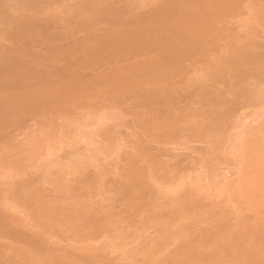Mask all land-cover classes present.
I'll return each instance as SVG.
<instances>
[{
    "label": "bare ground",
    "instance_id": "6f19581e",
    "mask_svg": "<svg viewBox=\"0 0 264 264\" xmlns=\"http://www.w3.org/2000/svg\"><path fill=\"white\" fill-rule=\"evenodd\" d=\"M67 1L69 0H45L43 2L37 0H21L13 7H6L4 6V2L0 1V23L6 27L2 34L7 36L15 29L19 31L25 30L28 34L43 31L41 29H44L46 26H44L41 21H38V18L33 16V14H39L37 11L39 5L42 4L48 9L57 7V12L60 14H67L71 12L69 4L67 5ZM110 1L111 0H79V5L76 10L83 12L90 7H94L96 12L99 11L103 13L107 10H112L109 4ZM140 1L147 4L155 0ZM73 2H77V0H73ZM179 2L175 1V3L167 5L162 10L149 17L147 20V22H149V27L143 30L142 33L139 32L140 35H138L139 33H127L125 35L127 37L125 41L121 43L120 46L117 45L120 51L118 54L116 53L118 56L124 53L123 55H126V58L127 56H132L133 59L139 57V59H137V64L127 66L124 69L114 70L111 72L108 79L105 77L107 80L102 78V81H97V83L96 81L93 84L88 82L91 84L87 85V88L90 89L89 91L95 88L99 90H110L112 88L122 89L120 97L123 98V101L117 97L102 96L101 102H99L102 107L100 106L98 110V108L94 106V103L93 106L91 105V100L84 105V110H86L84 111L86 112L84 115L86 116L87 114L88 119H86L87 116L85 117L86 120H83L84 117H82V121L80 119L79 122L77 119L74 120L79 115L74 114L75 117H73V113H71V115L69 114L66 117H62L65 124L66 122L71 124L67 127H62L61 125L64 123H60L62 120L59 117L60 121L58 122L59 118L57 120L58 124H61H59L61 127L59 130L57 129L59 127H56L58 124H55L56 126L52 123H50L51 125L49 124L51 118L48 116L49 121H46L49 126L40 127V124L39 126L36 125L40 128H35L36 131H33L35 134L30 137L23 135L27 137V140L25 138L27 142L25 143V141H23V144L20 145L16 143L21 141L16 142L15 140L16 145H13V141L10 142L8 140L9 143L6 142L4 133H7L5 132L7 128L0 130V185H6L5 187L3 186V188L7 190L12 187V190H8L9 192L5 190L7 193L2 191L5 195L1 192L3 196L0 197V234L6 232V235L13 239V244L11 245H2L0 243V264H264V97H261L260 95L262 94H259L263 93L261 89L257 90L251 86L247 89V92H245L247 99H249L248 101L252 103L254 97L257 101H254L255 104L254 102L251 104V108L254 110L249 108L253 112L252 115L250 114V118L246 116L247 118L243 120L245 115L243 117L241 115L242 119H240V116V118L237 117V121L240 120L239 124L234 120L236 124H238L237 126L244 128L242 133H238L239 129L237 130L236 126L237 131L235 133L237 134H232L231 131H229V134L226 133L228 141H221L216 137L212 138L214 140L213 144L211 140L209 143H211L215 149H212L211 146V152L215 151L216 153H212V156L214 153L215 155L211 160L209 159L210 161L207 160L205 161L206 163H202L204 166L200 167L199 163L197 167L199 170L196 169V165L195 168L193 166V170H198L197 173H194L196 172L194 171V174H189L191 170L186 174L188 169H185L186 172L184 174H181L183 172L179 171V174L176 168L173 171L175 172L176 170L177 174H173L174 172L172 173V169L169 171L171 174L166 175L168 171L163 174L166 167L163 165L165 161L162 163L160 159L161 156L153 154L156 151L152 153V151L149 150L150 148H146L143 144H146L147 141L145 142L143 140V143L142 139H138L139 135L137 139L142 142V145L138 143L139 141L133 142L130 136L131 140L126 139L124 140L125 142L123 141V145L125 144L124 146L118 144L114 138L118 135L120 140L121 138L124 139L123 137L125 136H119V134L115 133L116 136L112 138L113 136L110 134L112 136L110 137L109 135L111 130H117L118 127L110 129L107 125L113 123V118H115V116H117V118L120 116L121 119L122 115H115L114 111L116 110L118 113L123 112L121 110H124V100L127 97L128 90L136 89L138 92L135 99L142 102V92L147 89L146 94L148 95H151L152 92L154 94H159V97L162 99V104L159 101L161 109L152 111L150 115L137 113L136 119L139 120V122L144 120L146 124L145 121L149 119L147 125L144 126V128L147 129V132L145 129V133H148V130H150L149 132L153 134L151 137L154 138L155 142L153 141V143L155 144L161 143L162 145H166L163 143L172 142L171 144L173 145V142H178V140L180 144H182L181 138L187 140L188 137L185 139L186 136L184 137V133L190 129L189 123L180 124V120L189 115L192 116V113L187 105L179 107L176 102L180 100L179 97L184 90L189 92L190 88H192L193 81L187 80L177 83L175 82V76L165 74L172 70V72L177 73L176 75H179L183 69L182 64H185L189 57H193V55L199 53L202 48L206 50L208 59H211V65L201 71V74L206 79H221L224 81L225 78H227L226 76L234 74L244 86L247 84L248 80L245 72L249 68L255 69L259 75L264 78V45L258 50H256L255 47V43L257 45V42L260 43L261 39H264V0H183L182 3ZM172 25H178L177 30L183 29L184 31L182 30L179 32L178 30V32H176V30L172 29ZM180 25H182L181 29ZM229 25L231 28L234 26V28L227 30L226 27H229ZM166 26H171L172 28L167 27L169 28V30H167ZM220 27H223L224 31L221 30L222 28L219 29ZM164 28L167 30L166 34L163 33ZM159 37L162 38V42L158 44L156 39ZM147 39L151 42H146ZM215 39L216 41L218 40V43H214ZM242 40H246L248 43L246 46L239 49L238 44ZM112 44H116L115 41H112ZM215 46L218 47L219 51L214 49ZM102 51L103 47H99L98 53ZM95 53L97 54V52ZM116 54V59L120 58L117 57ZM228 55H234L236 58L228 61ZM108 57L110 58V56ZM120 70H122V72ZM224 83L225 82L222 84ZM150 90H152V92H150ZM246 96L243 97V99H245ZM98 98L100 97H97L95 100L98 101ZM142 103H144L146 107L150 105L149 102ZM105 104L106 107L104 106ZM108 105L110 106L108 107ZM243 105L245 107L244 103ZM150 107L155 108L153 104ZM135 114L132 115L134 116ZM230 114L223 116L224 118L229 117L228 119L226 118L229 121V119H231L229 116ZM117 118H115L116 121L118 120ZM122 119L121 124H123ZM248 119H252L250 121L255 123V125L252 123L249 124L247 122ZM52 120H55V118ZM106 121H109V123L107 122V124H105ZM210 121L211 126H206V128H204V126V131H199L198 135H206V133L209 134L217 131L215 134L217 133L216 135L220 137L222 135L220 131L225 127L224 125V127H222V124H225L223 119H211ZM114 123L117 124L115 121ZM114 123L113 125H116ZM118 123V125H121L120 121ZM105 125L109 129L107 132V129H104L107 128ZM125 125L127 126L128 124L125 123L124 126ZM228 126L231 127V124ZM233 126L235 127V124H233ZM120 127L124 128L123 126ZM127 128L129 127L127 126ZM159 131H162L164 135H161V132L159 134ZM191 131L193 132V130ZM192 132L189 131L187 136L189 135L190 137L192 134L190 135L189 133ZM226 132H228V127ZM230 133L232 136H230ZM150 134H147V136L149 137ZM223 134V137H221L222 140L226 139L224 132ZM20 137L18 139H20ZM151 137L150 141L152 142L153 139ZM105 138L106 144L103 141ZM135 138L136 137H134L133 140H135ZM229 139L232 143H230ZM161 140H165L166 142L162 143ZM184 140L183 143L185 142ZM126 141H128L129 144ZM130 141L133 143L131 144ZM177 142H175L176 145ZM228 142L231 145H229L231 149L227 150L230 152L225 150V144ZM126 144H131L129 150L130 152L133 151L131 153L128 151L129 154L127 157H124L126 155L123 154L126 150L123 151L122 147H125ZM169 145L170 144L167 146ZM170 146L167 148H170ZM65 149H68V151L69 149L73 150L74 152L72 151V153H74V156L71 158L69 157V160L67 158L66 160H68V162L66 161L67 163L65 164L64 162L63 164L61 161L64 159L58 156L60 153L61 156L64 155L62 152L65 151ZM157 154L159 155V153ZM222 154L226 157L232 155L228 157V160H230V157H232L231 159L235 157L236 167H232L240 170L237 173L238 175L235 173L237 170H233L232 167V172L235 171L233 173V176L235 175L234 177L229 176L231 174L230 172H218L217 163L220 164L219 159L223 158L225 161L227 159L223 157ZM246 154L249 155L247 159H249L250 156L255 159L254 161L258 164V170L255 169L257 167L254 168L252 166H250L252 169L249 167L245 172L242 170L245 164H243V161H247L246 156L244 157ZM164 157L162 156V161ZM170 158L169 155V159ZM109 159H113L117 164L114 162L116 167L114 166L115 168L111 171H106L108 168H105L104 165ZM59 160L61 161L59 162ZM233 160L230 161L233 162ZM225 161L221 164L225 163ZM254 161L252 160L253 163ZM226 162L228 163V161ZM232 162H230V164H232ZM247 164L252 165L251 163L249 164V162ZM162 166L164 168L160 169ZM229 166H227L225 170L228 171L230 169ZM89 167L91 168L90 170L93 169V171L98 174L99 184L100 180L104 179L105 175L111 172L120 177V180L116 178L119 182H115V187L118 189L125 188L130 190L129 200H126L129 202H125V205L126 203L130 204L129 207L131 209H129V207L127 208L129 212L131 211L132 213L134 211L135 214H132L131 218H127L128 221L126 218L124 219L127 221L125 222L126 224L129 223V227L127 225L128 229L131 228V232L133 229L135 230L136 233L133 232V236L135 234L137 236L136 238L141 240V245H143L142 249L136 246V242L139 241L138 239L136 240L135 238V242H132L134 245L136 244V248H134L131 247L134 246L132 243H127L128 238H125L124 235L122 238V234L113 235L114 233L112 234L108 231L110 228L113 229L115 226L113 224H116L117 220L114 219L115 221L113 222V220L109 218V215H107V217L100 216L96 211L98 205L96 207L92 199L90 200V196H88L89 198L87 197V199L93 203L88 201L90 203V205H88L85 199L87 213L79 217L78 215L81 209L78 203L77 206L73 204L75 207L72 205L73 207L69 210L61 211V209L58 208L60 202L56 197H54L55 200L53 204L47 205L43 195L37 193L39 191L38 188H43L48 183H54L56 179L57 183L59 181L58 185L65 186V184H63L64 179L65 183L67 182V178L72 181L74 176H78V174L79 176L80 174L82 175V173L88 171L87 169ZM110 167L112 168V166ZM33 170V174L35 173L36 175V172L39 173L37 177L34 175V178L38 179L40 177L39 175H41L40 178L42 183H44L43 186L42 183L41 185L38 184L40 179L36 181L33 178L32 181V178L30 179L29 177L28 180L31 181H26L28 183H25V185H23V181H18L22 176L25 178L28 177L26 175L30 174ZM53 170L57 171L58 174L54 175L55 171L53 172ZM207 170L210 172H207ZM250 170L251 172L253 170V173H248ZM159 171L160 173H158ZM115 175L114 177H117ZM17 181L22 184L20 185L17 183L18 185L16 187V183L14 184V182ZM60 181L63 183H60ZM101 181L103 182L104 180ZM96 183L95 187L98 189L97 185L99 184L97 181ZM9 184L15 185V188L13 189V185L8 187ZM37 184L39 187L36 186ZM93 184L94 183L87 181V183L85 185L82 184V186L90 187L94 186ZM62 186L61 189L63 190L60 191L61 193L64 191V188L67 187L65 186L62 188ZM35 187H38V191H35ZM95 187L93 189H95ZM32 190L35 192L31 194L29 191ZM88 191L91 190L89 189ZM125 191L126 190H124V192ZM60 192L58 190V193H56L60 194ZM120 192L119 194H123L122 190ZM153 192L154 194L155 192L158 194L157 197L159 198L155 197L157 194H155L154 197L157 198L159 202L155 201V204H150V208L148 203H150L151 200L147 201L149 198H146L145 202L148 203H145V206L148 205V209L146 207L147 210H145L143 201L146 196L148 197L149 195L150 197ZM113 193L114 191L112 194ZM28 200L33 202L31 209L25 208L27 207ZM120 200L124 202L123 197H120ZM163 200L167 202H162ZM70 202H72V200H70ZM73 202L76 203V201ZM19 209H22L20 213H25L27 217L30 218V222L35 221L42 227L44 233L41 237L39 236L41 239L43 236L47 235L45 237H47V239L49 238L48 241H52V238L55 239L56 235L63 234L62 236H66L69 241H77V244L82 242L80 248L74 245H72L71 248H73V246L79 248L83 258L81 257L82 255H79L80 257L77 258H81L80 260L77 259V261H75L76 258H72L73 260L71 259V261L63 257L67 256L66 253L60 258L58 257V259L48 257V246L46 248V245L50 243L47 242L45 237H43V239L46 240L45 243L43 242L44 240H38V235H41L42 231L31 239L30 237L29 239L28 237L26 238L25 229L28 228V218L25 216L24 218L27 219L26 221L23 220V216L18 213ZM13 213L14 216H22V219L18 216L14 217ZM248 213L252 215L246 217ZM116 218L118 219V216ZM119 218L123 220L121 216ZM14 223L17 224L18 227ZM77 224L79 226L71 231L68 230L65 233L61 231L63 228L67 227V225L74 226ZM14 225L16 227H14ZM11 226H13L12 229L18 228V230L16 229V231H13L14 229L12 230ZM8 227L11 229L9 232L7 230L9 229ZM58 228L61 230H58ZM144 228H150L151 231L157 235L154 236V234L151 233L153 237H150V235L148 237L145 236V233L147 234L151 231L147 232L149 229L146 230ZM154 228L155 230L153 231L152 229ZM19 230H21V232L24 231L23 233L25 235ZM155 231L158 233H155ZM117 236H119L120 239H116ZM68 240L67 242H69ZM50 247L49 245V249L52 248ZM49 253V256H51V251H49Z\"/></svg>",
    "mask_w": 264,
    "mask_h": 264
},
{
    "label": "rangeland",
    "instance_id": "374dc122",
    "mask_svg": "<svg viewBox=\"0 0 264 264\" xmlns=\"http://www.w3.org/2000/svg\"><path fill=\"white\" fill-rule=\"evenodd\" d=\"M0 1L4 2V6H6V7H13L16 5L17 2H19L21 0H0ZM37 1L43 2L45 0H43V1L37 0ZM175 1H177V2L180 1L181 3L183 2V0L182 1L181 0H155L152 3L144 4L140 0H111L110 1L111 3L109 2V4L111 5L110 7H112V10H110V11L107 10L106 12L101 13L99 11L96 12V9L94 7H90L86 11H83V12L77 11L76 9L79 5V0H77V2H73V0H69V1H67V5L69 4L71 12H69L67 14H60L59 12H57L56 11L57 7L52 8V9H48V8H45L42 4H40L39 7L37 8V11L39 14H33V16L38 18V21H41L42 24H44V26H46V27L48 26V27L47 28L45 27L46 29L45 28L41 29L43 31L38 30L39 32L34 33V34H28L25 30L19 31V30L15 29L9 35L6 36V35L2 34V32L5 31L6 27L2 23H0V128H1L0 130L7 128V130L5 131L7 133H4V135H5L4 137L6 138L5 139L6 142L9 143V141L10 142L13 141V145L17 141H21V142L16 143L19 145L23 144V141H25V143H26L27 137H30V136L35 134L34 133L36 131L35 128H40L41 126H43V127L49 126L50 123H52L53 125H55V124L57 125L58 122L60 121V118L62 120V121H60V123L63 124L65 121L63 120L62 117H66L69 114L71 115V113H73V115H72L73 117H75L74 114L79 115L77 118H75V119L73 118L74 120L77 119L79 121L81 119V121H82V119H83L82 117H84L83 120H86V119H88V116H87V114H86L87 117L84 115L86 113V112H84V111H86V110H84L85 109L84 105L87 102L92 100L90 102V103H92L91 105L93 106L95 104L94 106H96L99 110L100 106L102 107V105L99 103V102H101L102 96L103 97L104 96L105 97H107V96L117 97L121 101H123V98L120 97V92L122 89L112 88L110 90L109 89L108 90H99L98 88L97 89L95 88V89H91V91H89L90 89L87 88V85H89L90 83L93 84V83H95V81H96V83H97V81H102V78L104 79L105 77H107V79H108L109 75L114 70H117V69L119 70L121 68L124 69L127 66L137 64V62H138L137 59H139V57L136 59H133L132 56H129L131 58L130 59L127 56V58H128L127 59L126 55H123L124 53L122 55L118 56L117 54L120 51H119V49H118L119 47L117 45L120 46V44L125 41V38H127L125 35L127 33L138 34L139 32L142 33L143 30H146V28L149 27V22H147L149 17L156 14L157 12L162 10L164 7H166L167 5L175 3ZM76 3H77V5H76ZM15 18H17V17H15ZM177 26L178 25H174L173 28L171 26H166V29L169 30V28H172V29L176 30V32H178L179 29L177 30V28H178ZM167 27H169V28H167ZM183 27H185V26H183ZM227 27H226L227 30L231 28L230 25L228 28ZM181 28H182V25H180V29ZM233 28H234V26H233ZM233 28H231V29H233ZM166 29L165 28L163 29L165 31V32L163 31V33H165V34L167 32ZM219 29L224 31L223 27H220ZM182 30L183 29L179 30V32ZM140 33L138 35H140ZM112 41H115L116 44L113 45ZM217 41L215 39L214 43H216ZM146 42H151V41L149 39H147ZM156 42H158V44L161 43L162 38H160V37L157 38ZM247 43L248 42L246 40H242L241 42H239L238 48L241 49L242 47L246 46ZM263 45H264V39H261L260 43L257 42V45L255 43L256 50H258ZM99 47H103V51L101 53H98ZM115 48H117V49H115ZM214 49L219 51L217 46H215ZM95 52H97V54ZM115 54L117 57H120V58L116 59ZM108 56H110V58ZM121 56H124V57H121ZM215 57H217V56H215ZM123 58H124V60H123ZM235 58L236 57L234 55H228L227 56L228 61L234 60ZM125 59H127L128 61ZM116 62H118V63H116ZM210 65H211V59L210 58L208 59V55L206 53V50L204 48H202L199 51V53L193 55V57H189V59L185 62V64H182L183 69L179 75H176L177 73L172 72V70L170 72H168L167 74H165V75H169V76H175V82H177V83H181V82L187 81V80L193 81L192 88H190L189 92H186L184 90L182 95L179 97L180 100H178L176 102L177 106H179V107L187 105L190 108V112L192 113V116L189 115V116L184 117L180 120V124H185L188 122L190 129L193 130V132H192L190 129H188V131L186 133H184V137L186 136L185 139L187 137H188V139L184 140L181 138L180 140L182 141L181 142L182 144H180L179 140H178L179 143L177 141H175V142H177V145L175 144V142H173L175 145L174 144L172 145L171 144L172 142L171 143H163L166 141L161 140V142L163 144H166V145H162L161 143H160L161 144L160 145L159 143H156L157 145L158 144L160 145V146L159 145L157 146L155 143H153V141L155 142V140L153 137H151V136H153V134L151 132H149L150 130H148V133H145L146 128H144V126L147 125V121L149 119H147V120L145 119L146 124L144 123V120L139 122V120L136 119V116L138 115L137 113L150 115L152 111L161 109V104H162L161 100L162 99L159 97V94H154L152 92V90H150V92H152V94L148 95V94H146L147 89L142 92V95H143L142 96V98H143L142 102H149L150 105L148 107H146L144 103L135 99L136 94L138 92L136 89L135 90H131V89L128 90L127 97L124 100V105H125L123 108L124 110H121L123 112L118 113L116 110L114 111L115 115L116 114L122 115L121 119L125 117L124 119H122L123 124H121V119H120L119 115H118L119 116L118 118H117V116H115V118H117L120 121L121 125H118L119 121L118 120L116 121L115 118H113V123H114V121L117 122V124L114 123L117 126L113 125V123H109L110 120L105 122V124H107V122L109 123V125H107V126L110 127V129H114V128L118 127L117 128L118 131L114 129L115 132H114V130H111L112 132L111 131L109 132V135L111 134L113 136L112 137L110 135V137L114 138V136H116L115 133L119 134V136L120 135L125 136V137H123L124 139H122L120 137L121 138L120 140L122 142L119 140L118 135L116 136L117 138L116 137L114 138L118 142V144H121V145H123V143L125 142L124 140H126V139L131 140V138H132L133 142L139 141L140 139H142V141L144 140L145 142L147 141L146 144H143V145L146 146V148H150L149 150H151L152 153H153V151H156L153 154L157 155V156H161L160 159H161L162 163L165 161L163 163V165L166 166L164 169V172L162 170H160L161 172H163V174L167 171L169 172L171 169H172V173H173L174 172L173 170L175 168H176V170H178L177 173H179V174H180V172H183L181 174H184L186 172L185 169L186 170L188 169L186 174L188 172H190V170H191V173H189V174H192L194 171H196L194 173H197V171L199 170L197 168L199 166V163H200V167L204 166V165H202V163L207 161V160L210 161L216 153L215 151H213L215 153L212 156L213 152H211V150L214 148L211 145V143L213 144V141H214L212 138L216 137L218 140L225 141L228 139L226 136V133L229 134V131H231L232 134L233 133L237 134L235 132L239 129L238 133H240V132L242 133V130L244 128L237 126L239 124V121H240V120L237 121V119L240 118L241 115H242V117L245 115V117H243V120L246 119L248 116H249L248 118H250L252 113H253L252 110H254L253 108H251V104L254 101L255 102L257 101V100H255L256 99L255 97L253 98L252 103L250 101H248L249 99H247V96L245 95V92H247V89L251 86H253L257 90L261 89V92H263V93H259V94H262L260 96L264 97V78L261 77L255 69L249 68L246 70L245 74L248 77V80H247V84L243 86L239 82L237 76L234 74H230V76L228 75L229 77L226 76L227 78H225L224 81L221 79H217L218 82H217V80H214V79L204 78V76L201 74V71L206 69ZM120 71L122 72V70H120ZM73 77L75 80L73 79ZM99 79H101V80H99ZM83 81L84 82L86 81V82L84 83ZM88 82H90V83H88ZM221 82L222 83L225 82V83L222 84ZM82 84L84 85V87ZM85 88H87V89H85ZM245 96H246V98L243 99V97H245ZM97 97H100V98H98V101L95 100ZM159 101L161 102V104ZM255 102H254V104H255ZM243 103L245 104V107H244ZM98 104H100V105L97 106ZM152 104H153V106H155V108L150 107ZM104 106L106 107V104ZM109 106L110 105H108V107ZM249 108L252 110H250ZM107 112H109V111H107ZM248 112H249V114H248ZM112 114H113V112H112ZM132 114H135V115L133 116ZM226 114H230L229 116L231 119H229V121L227 120L229 117L224 118V116H223ZM81 115H84V116H81ZM48 116H50V118H51L49 124L46 121L49 119ZM85 117H86V119H85ZM134 117H135V120H134ZM242 117L240 119H242ZM54 118H55V120H52ZM58 118H59V120H58ZM219 118L223 119V121L225 123V124H222V127H224V126L225 127L222 128V130L220 131V132H222V135L220 137L218 135H216L217 133L215 134V132H217V131H214V133L212 132L209 134L206 133V135H204V134L203 135L201 134V136L198 135L199 131H204L203 129L206 128V126L207 127L211 126V121H210L211 119H219ZM57 120H58V122H57ZM234 120H236L238 124H236V122ZM250 120H252V119H248V121L247 120L246 121L249 124H251L252 122ZM53 121H55V122H53ZM225 121H228V122H225ZM232 121H233V123H232ZM111 122H112V120H111ZM124 122L128 124L127 126L129 128H127L126 125H125L126 127L124 126V124H125ZM68 123L67 122H66V124L64 123L66 126L64 124L63 125L60 124V125L62 127L63 126L67 127L68 125L71 124V123L70 124H68ZM39 124H40V127H38ZM59 124H58V126L55 125L56 127H59V128H57L58 130L61 128ZM230 124H231V127L228 126ZM233 124H235V127L233 126ZM252 124L255 125V123H252ZM36 125H38V126H36ZM113 126H115V127H113ZM120 126H123L124 128H122ZM236 126H237V130H236ZM22 127H23V130H22ZM108 127L104 128L105 130L107 129L106 132L109 130ZM227 127H228V132H226ZM18 128H20V129H18ZM20 130H21L22 134H21ZM16 131H17V133H16ZM189 131L192 132V133H189L190 135L192 134L190 137H189V135L187 136ZM24 132H26L28 134H26ZM146 132H147V129H146ZM160 132H161V135L162 134L164 135V133L162 131H159V134H160ZM223 132L225 133L226 139L222 140L221 137H223V135H224ZM144 133H145V135H144ZM147 134L148 135L150 134V136L148 137ZM232 134L230 133V136H232ZM23 135H25V136L27 135V137H24ZM138 135H139V137H141V138L138 137L139 140L137 139ZM193 135H194V137H193ZM130 136H131V138H130ZM145 136L148 138H146ZM19 137H20V139H18ZM22 137L24 140L22 139ZM134 137H136L135 140H133ZM150 137L153 139L152 142L150 141ZM7 138H9V139H7ZM25 138H26V140H25ZM102 138H104V137H102ZM102 138H101V142H102ZM15 140H16V142H15ZM183 140L185 141L184 143H183ZM210 140H211V143H209ZM103 141L105 142L106 138L103 139ZM144 141H143V143H144ZM229 141H230V143H232L230 139H229ZM104 142H103V144H104ZM126 142L129 144L128 141H126ZM133 142L130 141L131 144ZM138 143H140L142 145L141 141H139ZM230 143L228 142V143H226L227 145L225 144L226 147L224 146L225 150L228 152H230V151L227 149H231ZM105 144H106V142H105ZM128 144H126L125 147H122L123 151L126 150L123 154V155H126L124 157H127V155L130 152L129 148H130L131 144L130 145H128ZM168 144L171 145V146L169 145L170 148H167V147H169V146H167ZM211 146H212V149H211ZM228 146H229V148H228ZM157 148L160 150H158ZM177 149H178V151H177ZM66 150H67V152H66ZM69 151H68V149H65V151L62 152L64 155L61 156L60 155L61 153L59 154L58 157L59 158L62 157V159H64L62 161L59 160V162L61 161V162H63V164L65 162V164H66L69 160V157L71 158L74 156L73 155L74 153H72L73 150L69 149ZM173 151L175 154L173 153ZM157 153H159V155ZM160 154H162V155H160ZM70 155H72V156H70ZM169 155L171 157L170 159H169ZM222 155H223V157H226L224 154H222ZM226 155H228V154H226ZM162 156L163 157L165 156L164 157L165 159L163 158V161H162ZM229 156H232V155H229ZM229 156L226 157L227 158L226 161H228V163L225 161V159L220 158L219 159L220 164L217 163V165L220 167L217 166V168H218V172H222V173L223 172L224 173L230 172L231 174L229 176L232 177L233 173L235 171L232 172L231 167L232 166L236 167V162H235L236 159H234L235 158L234 156H233L234 160L231 159L232 157L229 158L230 160H233V162H234L233 163L232 161L228 160ZM245 156H246L247 161L246 162L243 161V164L244 163L245 164L244 165L242 164L243 165L242 170L244 172L247 171V169H249L250 166H252L254 168L258 166V164L254 161L255 159L252 156H250L249 159H247V157H249L248 154L244 155V157ZM58 157H56V158L59 159ZM206 157H208V158H206ZM254 157H255V155H254ZM67 158H68V160H66ZM109 160H107L106 164L104 165L105 168H108L106 171H111L113 168L116 167L115 165L117 164L115 161H113V159H111L113 161V163L111 160L109 162ZM200 160H202V161H200ZM252 160L254 161V163L252 162ZM195 161H197V162H195ZM224 161H225V163L229 164L230 166L225 164V163L221 164ZM107 162H108V164H107ZM230 162H232V164H230ZM248 162H249V164L251 163L252 165H248L247 164ZM195 165H196V169H198V170H196V169L193 170L195 168ZM222 165H226V166H222ZM254 165H256V166H254ZM110 166H112V168ZM193 166H194V168H193ZM227 166H229L230 169L229 168L228 169L231 171L225 170V168ZM252 167H250V169H252ZM163 168H164L163 166L160 167V169H163ZM166 168L169 170H167ZM215 168H216V166H215ZM217 168H216V170H217ZM56 169H59V168H56ZM90 169H91L90 167L87 169L88 171H86L87 173L85 172L86 174L82 173V175L80 174V176L78 174V176L76 175V176H74V178L72 177L73 178L72 181H71V179L69 180L67 178L66 180L69 184L67 182H66L67 184L65 183V179L63 181L64 183L62 181H60V183L62 182L63 184H65V186H67V187H65L64 185L63 186L61 185L62 188L65 187L64 191L62 193L60 191L63 189H61V186L58 185L59 181L57 183L56 178H55L56 180L54 181V183L53 182L48 183L43 188H38L39 187L38 184L41 185V183H42L41 178H40L41 175H39L40 177L38 179L34 178V175H35V173L33 174L34 170L30 174L26 175L28 177L25 178L24 176H22L20 180H18V179L17 180L19 182L23 181V185H25V183L26 184L28 183L26 181H29L28 180L29 177H30V179L32 178V181H33V178L36 181H38L40 179L38 181V184L36 185L38 187H35V191L39 190L37 193L39 195H43V198L46 201L47 205L53 204V201L55 200L54 197H56L58 199V201L61 203V205H60V203L58 204V208L61 209V211H64L67 209L69 210V209H71V207H73V206L75 207V205H73V204H76V206H77V203H78V206L81 209L80 214L78 216L79 217L84 216V214L87 213L86 208H85L86 202L88 203V205H90V203L94 202L96 207L98 205L96 211L98 212V214L100 216L107 217V215H109V218H111L113 220V222L115 221L114 219L119 221V219H120L119 217L121 216V218H123V220L120 219V221H122V222L116 221V224L117 223L118 224L117 225L113 224V225H115L113 227V229L110 228V230H108V231L112 234L114 233L113 235L122 234L121 235L122 238L124 236H125V238H128L127 243L135 242V238L137 237L135 234L133 236V232H135V230L133 229V231L131 232L132 229L131 228L128 229L129 223H127V224L125 223L128 221L127 218H131L132 214H135L133 210H132L133 211L132 213H131V211L129 212V209H131L129 207L130 204L126 203V205H125V202H129L126 200L127 199L129 200L130 190L125 189V188L124 189H118L117 187H115V184H116L115 182L117 181V183H118L120 180L119 179L120 177L115 175L114 173H111V172H109L108 175L106 174L109 177H107L105 175L104 179H101L104 181L102 182L100 180V184H99V178H98L99 176L97 177L98 174L95 171H93V169L92 170H90ZM255 169L258 170V167ZM176 170L173 174H177ZM233 170H237V168H235V169L233 168ZM54 171L55 170H53V172ZM160 171L158 173H160ZM238 171H240V170L238 169L235 172L236 175H238L237 174ZM56 172L57 171L54 172V175L58 174V172L57 173ZM168 172L166 173V175L171 174L170 172L169 173ZM207 172H210V171L207 170ZM248 173H253V170H252V172L250 170V172H248ZM38 174L39 173L36 172L35 177H37ZM114 175L117 177H114ZM22 178H23V180H22ZM116 178H118L119 180H117ZM18 181L14 182V184L16 183V187L18 185L17 183H19ZM87 181L90 183H94L93 184L94 186H90V187L82 186V184L85 185L87 183ZM96 181L100 185V186L97 185L98 189H96V187H95ZM101 182H102V184H101ZM55 183H57V184H55ZM111 183H112V185H111ZM19 184L21 185L22 183H19ZM43 184L44 183H42V186H43ZM1 185H0V197L3 196V195H1L3 192L7 193L10 190H12L11 186L13 184H9L8 187H11L10 189L8 188L9 191L7 189L3 188L4 185L3 186H1ZM103 185H105V186H103ZM108 185H110L112 187H110ZM13 186H14L13 187V189H14L15 185H13ZM42 186H40V187H42ZM59 186H60V189H59ZM94 187H95V189H93ZM37 188H38V190H37ZM112 188H113V190H112ZM87 189L88 190L90 189L91 191H88ZM58 190H59L60 194H57ZM121 190H122V193L124 194V196H123V194H119V193H121L120 192ZM124 190H126V191L124 192ZM35 191L32 190L29 192H31V194H32V192H35ZM113 191H114V193L112 194ZM29 192H28V194H29ZM5 193H3V194L5 195ZM155 194H157V193L155 192ZM155 194L153 192V193H151L150 197H149V195H148V197L147 196L145 197V199L143 201V207L145 206V203L146 204L148 203V202H145L146 198H149V199H147V201L151 200L150 203H148V205H150V204L153 205V203L155 204V201H157V198H159V197H157L158 194L157 195H155ZM56 195H58V196H56ZM154 195L157 198H155ZM88 196L91 197L90 200L92 199L93 202L89 201L87 199ZM83 197H85V198H83ZM120 197H123L124 202L122 200H120ZM85 199H86V202H85ZM70 200H72V202L76 201V203H74V202L72 203V202H70ZM165 201L163 200L162 202H165ZM130 202H131V200H130ZM157 202H159V201H157ZM148 205H146L144 207L145 210L148 209ZM151 205L149 206L150 208H151ZM32 206H33V202L28 200L27 201V207H25V208L31 209ZM102 207H104V208H102ZM127 207H129V209ZM146 207H147V209H146ZM21 210L19 209L18 213L22 212ZM19 215H22L23 218L25 216L27 217V215L25 213H23V214L20 213ZM251 215L252 214L248 213L246 217H250ZM13 216H14V213H13ZM16 216H18V215H16ZM16 216H14V217H16ZM22 216H18V217L20 219H22ZM113 216L114 217L118 216V219L116 217L114 218ZM133 216H135V215H133ZM124 218H126L127 221ZM26 219L24 218L23 220L26 221ZM29 219L30 218L27 219V225H28L27 227L28 228L25 229V231H26L25 234H26V238L28 237V239H29V237H30V239H31L33 236H37L36 234H38V233L40 234L43 229H42V227H40V225L38 223H36L35 221L30 222ZM15 225L18 227L17 224H15ZM15 225H14V227H16ZM29 225H31V226H29ZM127 225H128V227H127ZM78 226H79L78 224L74 225V226L67 225V227H65V228L61 227V228H63L62 230L60 228H58V230L60 229L61 231H63V233H65L66 231H68V230L71 231L74 228H77ZM12 227L13 226H11V229H12ZM150 228H147L149 230H147L146 228H144V229H146L148 232V231H151ZM11 229L10 228L7 229L8 232L11 231ZM16 229L18 230V228H16ZM16 229H14L13 231H16ZM146 230H145V232H146ZM152 230L154 231L155 228ZM19 231L21 232V230H19ZM23 232L24 231H22L21 233H23ZM120 232H123V233H120ZM43 233H44V231H42V234L38 235V237L39 236L41 237L43 235ZM151 233L154 234V232L151 231V232H148L147 234L145 233V236L148 237L150 235V237H153V234H151ZM155 233H158V232L155 231ZM62 235L63 234L56 235L55 239L50 237L53 239V240L51 239L52 241H48L49 238L47 239V237H45L47 235L43 236L47 239V242L50 243L49 245L52 248L54 247L53 249L51 247H50L51 249H49V245L45 244L46 248L48 246V249H47L48 252L46 251L48 253V257H50V258L52 257V259L53 258L58 259V257L60 258L61 256H63V254L66 253L67 256H63L65 259L68 258L69 260H71L72 258H76L75 261H77V259L80 260L81 258H77V257H80L82 255V253H80V251H79V248H80V245L82 242H80V244H77L78 243L77 241H73V242H72V240L69 241L66 236H62ZM156 235L157 234H154V236H156ZM40 237L38 238V240L40 239L43 241L44 240L43 237H42V239ZM116 239H120L119 236H117ZM137 239L138 238H136V240ZM67 240L69 242H67ZM132 240H134V241H132ZM139 241L136 242L137 245L136 244L135 245L137 246V248L140 247L139 249H142L143 245H141V240H139ZM43 242L45 243L46 240H44ZM0 243L2 245H11V244H13V239L8 237L6 235V232L1 233L0 234ZM72 245H74L76 247L79 246V248H75L74 246H73V248H71ZM132 245H134V243H132ZM135 245L131 246V247L136 248ZM46 248H45V250H46ZM49 251H51V256H49L50 255ZM81 257L83 258V255ZM39 264H46V263H39Z\"/></svg>",
    "mask_w": 264,
    "mask_h": 264
}]
</instances>
